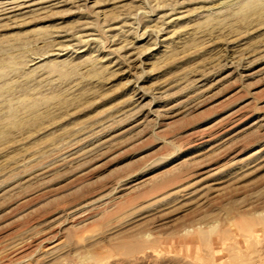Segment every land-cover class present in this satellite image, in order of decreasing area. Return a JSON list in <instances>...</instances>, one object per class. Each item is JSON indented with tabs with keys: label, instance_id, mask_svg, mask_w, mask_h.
I'll list each match as a JSON object with an SVG mask.
<instances>
[{
	"label": "rangeland",
	"instance_id": "374dc122",
	"mask_svg": "<svg viewBox=\"0 0 264 264\" xmlns=\"http://www.w3.org/2000/svg\"><path fill=\"white\" fill-rule=\"evenodd\" d=\"M117 1L0 18V264H264V0Z\"/></svg>",
	"mask_w": 264,
	"mask_h": 264
},
{
	"label": "bare ground",
	"instance_id": "6f19581e",
	"mask_svg": "<svg viewBox=\"0 0 264 264\" xmlns=\"http://www.w3.org/2000/svg\"><path fill=\"white\" fill-rule=\"evenodd\" d=\"M83 1V2H82ZM91 0H4L0 2V18L1 19H13V18H19L20 16H25V15H29L30 13H48V12H52L55 9H59V7L66 5V4H73V3H89ZM93 1V0H92ZM102 1V0H101ZM111 1V0H110ZM117 1V0H116ZM131 1V0H130ZM136 1V0H133ZM230 1V0H229ZM233 1V0H232ZM118 3V1H117ZM84 4V5H85ZM105 4V3H104ZM75 5V4H74ZM118 5V4H117ZM87 6V5H86ZM101 6V4H96L95 7L99 8ZM258 5H251L250 7H247L248 9H256ZM96 9V8H95ZM246 10V9H245ZM122 12V11H121ZM96 14H103L105 13L103 10H97L95 12ZM54 14V13H53ZM40 15V14H39ZM56 15V14H55ZM115 15V14H114ZM167 17V16H166ZM164 20V19H163ZM169 23L171 24L172 22H175L176 20H178V18H171L169 19ZM128 22V21H127ZM165 25V24H164ZM167 25V24H166ZM165 25V26H166ZM172 25V24H171ZM174 25V24H173ZM83 26V25H82ZM121 26V25H120ZM128 26V25H127ZM111 27V26H110ZM169 28V27H168ZM115 29H121V27H116ZM114 29V30H115ZM125 29V28H124ZM143 31V30H142ZM79 32V31H78ZM77 32V33H78ZM127 32V31H125ZM80 35L78 34L76 37V45L73 46L74 48H76L77 50L79 49V46L83 45L86 46L88 45L90 42L95 41V34H91L88 33V31L86 29H83L82 31L80 30ZM66 36V35H65ZM64 36V37H65ZM73 36V35H72ZM173 37V36H172ZM74 39V38H73ZM197 39V38H196ZM70 40V39H69ZM53 41V40H52ZM193 41V40H192ZM188 42V41H187ZM96 43V42H95ZM59 44H61V42H59ZM58 44V46H60ZM133 44V43H132ZM67 46L69 44H66ZM74 45V44H73ZM53 46V45H52ZM64 46V45H63ZM62 46V47H63ZM66 46V49H67ZM113 44H110L107 46V50L109 52H111L112 54L116 55V57L118 58L115 62V67H119V68H126L125 71L130 72L132 70H135L137 68H139V65L143 62V55H145L143 52L144 51H137L136 47L134 45L131 46H123L122 48L119 49H113L112 48ZM175 46V45H174ZM190 46V45H189ZM177 48V47H176ZM73 49V48H72ZM56 52L52 53V55H61L60 52H62L63 50L58 47L55 49ZM75 50V49H73ZM107 51V53H108ZM75 52V51H74ZM111 55V54H110ZM164 55V54H163ZM102 59V58H101ZM106 67V66H105ZM141 67V66H140ZM114 68V67H113ZM124 70V69H123ZM122 72V71H121ZM198 89V88H197ZM196 89V90H197ZM35 104H32L29 106V108L31 110H33ZM13 125L15 126L14 121L12 122ZM12 125V126H13ZM81 152V151H80ZM70 153V152H69ZM75 153V151H74ZM74 153H70L74 155ZM76 155V154H75ZM81 155V154H80ZM80 157V156H79ZM76 158V157H75ZM45 159V158H44ZM68 159V157H67ZM62 161V160H61ZM183 192V191H182ZM192 192V191H191ZM189 193V192H188ZM193 196V194H192ZM188 197V196H187ZM192 198V197H191ZM190 198V199H191ZM30 233V232H29ZM262 241V240H261ZM245 242V241H244ZM19 243V242H18ZM25 245V244H24ZM17 246V245H16ZM18 247V246H17ZM16 248V247H15ZM237 248V247H236ZM263 248V247H262ZM19 251L17 252L18 254L22 252V247L18 248ZM238 249V248H237ZM264 249V248H263ZM250 250V249H249ZM242 251V250H241ZM253 252V251H252ZM32 253V252H31ZM253 254V253H252ZM234 255V253H233ZM256 255V254H255ZM23 257V256H22ZM29 257V256H28ZM235 257V256H234ZM242 257V256H240ZM239 257V258H240ZM25 259V258H24ZM29 260V259H28ZM232 260V259H231ZM237 260V259H236Z\"/></svg>",
	"mask_w": 264,
	"mask_h": 264
}]
</instances>
